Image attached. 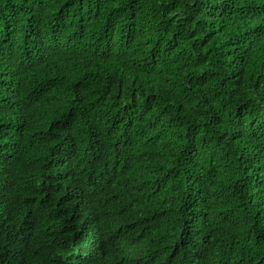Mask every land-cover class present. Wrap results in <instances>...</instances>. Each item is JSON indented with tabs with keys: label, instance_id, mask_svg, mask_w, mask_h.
Returning a JSON list of instances; mask_svg holds the SVG:
<instances>
[{
	"label": "trees",
	"instance_id": "trees-1",
	"mask_svg": "<svg viewBox=\"0 0 264 264\" xmlns=\"http://www.w3.org/2000/svg\"><path fill=\"white\" fill-rule=\"evenodd\" d=\"M0 264H264V0H0Z\"/></svg>",
	"mask_w": 264,
	"mask_h": 264
}]
</instances>
